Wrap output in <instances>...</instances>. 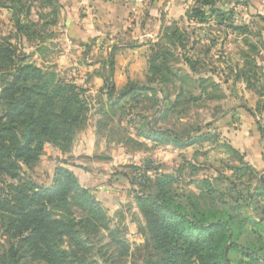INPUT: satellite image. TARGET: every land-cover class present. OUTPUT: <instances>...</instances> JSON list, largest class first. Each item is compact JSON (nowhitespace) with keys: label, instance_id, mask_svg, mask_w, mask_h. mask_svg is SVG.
<instances>
[{"label":"rangeland","instance_id":"rangeland-1","mask_svg":"<svg viewBox=\"0 0 264 264\" xmlns=\"http://www.w3.org/2000/svg\"><path fill=\"white\" fill-rule=\"evenodd\" d=\"M31 1L20 20L36 24L38 36H14L12 42L28 62L78 86L87 112L69 146L45 143L39 160L24 170L46 187L56 168L70 170L105 216L81 235L82 245L62 243L68 254L59 264H160L136 199L153 191L159 174L175 179L179 205L241 224L231 243L264 256V198L256 193L264 170L228 147L251 126L258 140L251 148L263 150L264 0H218L204 20L191 15L195 0H135L138 10L119 17L105 9L111 20L103 27L96 0L80 1L74 18L62 0L52 7ZM88 9L102 35L85 37L76 29ZM13 18L11 10L0 9L2 35L15 34ZM155 51L168 67L158 74L148 64ZM160 133L183 140L204 133L216 140L179 148ZM202 181L215 194L208 195ZM0 244L6 246L1 237ZM228 258L231 264L245 261L235 250ZM8 262L13 259L0 249V264ZM16 264L53 263L19 246Z\"/></svg>","mask_w":264,"mask_h":264},{"label":"trees","instance_id":"trees-1","mask_svg":"<svg viewBox=\"0 0 264 264\" xmlns=\"http://www.w3.org/2000/svg\"><path fill=\"white\" fill-rule=\"evenodd\" d=\"M35 1L41 7L58 4V0ZM216 1L195 0L192 17L204 20L206 10L213 11ZM27 4L32 1L0 0V9L13 12L16 34L0 33V237L6 243L0 244V249L6 259H13V264L19 246L26 247L33 257L59 264L68 254L62 243L66 240L67 245H82L81 235L98 228L105 216L70 170L56 168L50 187L36 183L24 170L39 160L45 143L59 149L69 146L87 112L78 86L28 62L12 42L14 36H38L32 30L36 24L20 20ZM148 64L153 74L168 69L166 59L157 51L151 54ZM247 112L252 113L250 109ZM258 129L263 140L264 126ZM158 135L179 148L216 140L204 133L185 140L166 133ZM258 182L256 193L264 198V178L258 177ZM174 183L172 176L159 174L151 181L153 191L136 198L160 264H231L228 253L233 250L245 259L241 264H264L262 254L231 243L239 236L241 224L235 226L232 220H223L214 213L206 218L200 212H188L175 201ZM204 184L207 182L202 181ZM205 190L208 195L215 194L209 185Z\"/></svg>","mask_w":264,"mask_h":264},{"label":"crops","instance_id":"crops-1","mask_svg":"<svg viewBox=\"0 0 264 264\" xmlns=\"http://www.w3.org/2000/svg\"><path fill=\"white\" fill-rule=\"evenodd\" d=\"M80 1H85V0H62V3H65V5L67 6L66 9H67L68 13L70 12L71 18H74V17H72L71 13H74L75 7L80 5V3H79ZM134 2H136V1L135 0H113V2L109 3L108 6H106L107 3H104L103 1H100V0H96L94 5L97 3L96 4L97 12H98L97 16L100 15L99 19L97 21L98 26L103 27L104 23H107L109 20H111L110 15L109 14L106 15L104 13L105 9L108 8L110 11L113 10L114 13H118L117 15L119 17L120 13H123V12L129 13V12L133 11V9L138 10L137 7H134L136 5V4H134ZM90 11H91V9H88L89 17L87 19L81 21L80 23H78V27H76V29H78V32L82 33V35H84L85 37H90V36H94V35H102L101 32H98L94 29V24L92 23L93 21H92V16L90 15ZM93 11L94 10H92V12ZM146 29L149 33L153 32L152 27L146 28ZM69 38L71 40L78 42V43H79V41H81L80 43H83L84 42L83 40L85 39L84 37H80L78 35H75L74 33H70ZM80 83H83V82H80ZM241 131H242V133L241 132L239 133V135H240L239 136V142L240 143L239 144L231 143L232 145L230 144V146L234 150H236L238 153H240L241 155H244V157L250 155L253 158V160L247 158L248 161H253V162H256L258 164H261V169L264 170V139L263 140L261 139L263 141V150L260 149L258 146H256V149L251 148V146H254L253 143L254 144L258 143V140L255 136V131L257 133V128H252L250 126L248 130L242 129ZM258 132H259V129H258ZM250 133H251V136L249 135ZM260 138H261V136H260Z\"/></svg>","mask_w":264,"mask_h":264}]
</instances>
